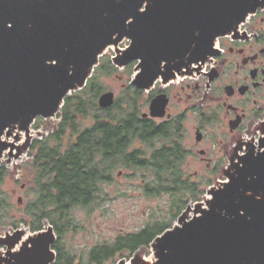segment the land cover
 <instances>
[{"label": "water", "instance_id": "obj_1", "mask_svg": "<svg viewBox=\"0 0 264 264\" xmlns=\"http://www.w3.org/2000/svg\"><path fill=\"white\" fill-rule=\"evenodd\" d=\"M263 5L264 0H0V159L25 149L15 145L20 135L28 145L35 121L55 118L65 98L87 85L109 48L115 68L137 63L130 86L147 90L159 77L169 81L211 59L217 40ZM125 40L128 46L119 49ZM113 103L112 92L97 100L101 109ZM223 178L154 238L153 262L135 253L128 264H264V138ZM55 242L48 224L28 236L17 229L0 237V264H54Z\"/></svg>", "mask_w": 264, "mask_h": 264}, {"label": "flooded vegetation", "instance_id": "obj_2", "mask_svg": "<svg viewBox=\"0 0 264 264\" xmlns=\"http://www.w3.org/2000/svg\"><path fill=\"white\" fill-rule=\"evenodd\" d=\"M215 49L204 64L169 81L159 77L147 90L130 83L124 88L130 87L133 95L128 152L148 164L137 169L149 177L140 187L166 191L160 194L171 205L184 203L172 191L187 188L196 192L191 199L197 203L199 193L224 182L230 166L264 138V5L235 32L220 37ZM131 64L133 77L137 63ZM123 170L115 173L117 178ZM115 175L104 184L105 195Z\"/></svg>", "mask_w": 264, "mask_h": 264}, {"label": "trees", "instance_id": "obj_3", "mask_svg": "<svg viewBox=\"0 0 264 264\" xmlns=\"http://www.w3.org/2000/svg\"><path fill=\"white\" fill-rule=\"evenodd\" d=\"M107 72H117V69L100 59L87 85L65 98L56 116L59 121L55 129L31 146L34 154L28 167L33 197L24 210L28 221L21 219L20 222L27 224L31 233L43 230L46 224L52 226L58 237L52 246L56 253L54 264H73L75 261V255L61 248L60 240L78 228L76 212L91 213L104 203L107 197L103 186L110 183L118 170L148 168L145 161H138L128 152L133 135L131 88H126L111 107L101 109L97 105L98 97L104 92L99 78ZM164 192L145 191L148 196ZM172 194H177L183 201V197L196 196L191 188L172 191ZM12 208L0 190V226L10 223L17 229V222L6 221ZM173 209L177 212L181 209L178 202H173L170 212ZM169 228L171 224L156 221L137 232L118 235L112 241L94 245L85 257H77L78 264H103L117 255L137 253L141 248H148L155 237Z\"/></svg>", "mask_w": 264, "mask_h": 264}, {"label": "rangeland", "instance_id": "obj_4", "mask_svg": "<svg viewBox=\"0 0 264 264\" xmlns=\"http://www.w3.org/2000/svg\"><path fill=\"white\" fill-rule=\"evenodd\" d=\"M128 44V41L125 40L119 44L118 48L125 49ZM113 56L114 48H109L105 51L101 60H104V63H110L112 66L111 59ZM132 74L133 64H130L127 68L118 69L117 72L100 76L99 83L103 88V93L112 92L114 97L118 99L123 94L125 86L130 83ZM58 121L56 117L48 120L37 119L30 128L28 145L27 140L22 136L23 134L19 142L16 143L13 138H9V141L15 143L17 148L26 145L25 149L19 150L18 152L20 153L16 158L4 156L0 159V190L13 207L6 221L17 222V229L25 231L27 236L32 233L29 231L27 224L20 221L21 219L28 221L24 210L27 202L33 197L31 194L32 175L29 171L30 167H28L34 154L31 152V144L52 132ZM89 122L88 120L87 124ZM13 154H17V149L13 150ZM115 178L116 180L112 185L105 187L107 200L91 213L78 210L75 215L78 228L75 231H69L60 240L61 248L68 254L75 255L73 264H78L79 256L85 257L88 250L94 245L112 241L118 235L137 232L146 224L160 221L173 226L182 211L187 206L193 207L195 204V200L187 199L188 196L187 198L183 197L185 203L178 202L181 209L178 212L176 209L170 212L171 203L168 196L164 194L148 196L143 188L140 187L143 179H149L146 171L137 169L123 170V175L118 178L115 175ZM219 179L223 180L222 177H219ZM198 196V202H203L206 197L205 190L199 193ZM176 199L177 201L179 200L177 197ZM17 229L10 226V223H6V225L0 226V237H4L8 233L12 234ZM57 239L56 235V241ZM4 252L5 248L0 246V254ZM134 254L129 256L127 253L123 256L117 255L103 264H119L121 261L128 264ZM136 255L145 261H154L150 247L141 248Z\"/></svg>", "mask_w": 264, "mask_h": 264}, {"label": "bare ground", "instance_id": "obj_5", "mask_svg": "<svg viewBox=\"0 0 264 264\" xmlns=\"http://www.w3.org/2000/svg\"><path fill=\"white\" fill-rule=\"evenodd\" d=\"M20 138H21V135H20Z\"/></svg>", "mask_w": 264, "mask_h": 264}]
</instances>
